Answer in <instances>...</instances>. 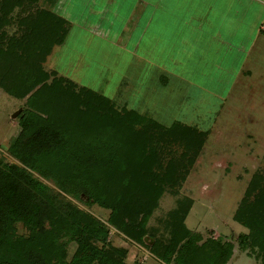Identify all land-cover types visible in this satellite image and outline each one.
<instances>
[{
    "label": "trees",
    "instance_id": "trees-1",
    "mask_svg": "<svg viewBox=\"0 0 264 264\" xmlns=\"http://www.w3.org/2000/svg\"><path fill=\"white\" fill-rule=\"evenodd\" d=\"M55 1L21 16V38L0 46V87L26 104L7 145L14 161L0 157V264H130L127 249L110 243L109 226L164 264H225L233 242L202 240L188 228L192 199L178 190L208 130L117 108L100 91L44 69L45 53L63 42L71 25L52 10ZM32 3L0 0V27L11 9ZM173 145L181 152L161 165ZM164 191L176 196L174 205L150 225ZM76 201L109 208L106 221ZM233 218L248 229L237 235L238 248L257 246L264 264V174L253 172ZM18 222L25 233L17 232Z\"/></svg>",
    "mask_w": 264,
    "mask_h": 264
},
{
    "label": "rangeland",
    "instance_id": "rangeland-1",
    "mask_svg": "<svg viewBox=\"0 0 264 264\" xmlns=\"http://www.w3.org/2000/svg\"><path fill=\"white\" fill-rule=\"evenodd\" d=\"M255 2L248 0V10L246 14L238 12L239 18L233 16V9L243 10L244 4L242 7L233 4L224 16L227 18L219 29L220 34L213 22L205 27L210 32L205 40L201 37L191 40L193 32L182 28L164 30L166 36L160 37L159 30L153 29V38L136 42L140 30L128 29L138 16L133 14L136 16L133 17L129 11L132 0H57L52 10L73 25L63 42L45 53L41 62L44 69H55L56 75L62 74L78 85L100 91L117 108L133 107L164 124L178 119L208 130L178 190L180 195L192 199L184 221L188 228L198 231L202 240L211 235L233 242L232 254L225 264H258L257 246L238 248L237 235L248 229L233 218L253 172L264 174V29L258 27L261 12ZM45 4V0H33L32 5L25 4L24 10L11 9L0 27V46L4 47L12 36L17 38L13 40L17 43L21 38H18L21 16ZM216 27L218 36L229 41L218 52L213 45L217 36L212 33ZM132 48L142 57L156 56L161 66L175 65L193 83L202 81V87L185 81L180 85L167 84L171 92H163L164 86L150 89L144 61L134 58ZM28 50L33 51L30 47ZM247 69L251 71L248 73ZM128 81L136 87L133 99L141 101L138 107L129 103ZM24 100L0 87V157L6 161H14L7 145L19 130V114L26 107ZM170 150L171 153L163 156L161 165L172 154H179L181 147L173 145ZM175 197L164 191L153 207L148 224H155L157 217L174 205ZM76 202L106 221L109 208ZM16 230L26 232L20 222L16 223ZM108 239L111 244L127 249L125 259L130 264H164L146 245L127 238L112 226ZM143 239L147 245L152 241L147 235ZM74 246L70 243L68 255Z\"/></svg>",
    "mask_w": 264,
    "mask_h": 264
},
{
    "label": "crops",
    "instance_id": "crops-1",
    "mask_svg": "<svg viewBox=\"0 0 264 264\" xmlns=\"http://www.w3.org/2000/svg\"><path fill=\"white\" fill-rule=\"evenodd\" d=\"M151 1L152 0H132V6L131 4H128V7H131L129 8L131 15H138L137 17L135 15L133 16L136 17L134 20L135 22L133 23V21H131L130 23H132V25L128 26V29L137 28L140 30L136 38V42L141 41V39L146 40L148 38H153V29L159 30L158 37H160L166 36V32L164 30H180L182 28L193 32L191 34V40L194 39L195 41L200 37L202 40H205V38H207L210 33L205 31V27L210 26L213 24V22H215V25L213 24V26L219 27V32L223 21L225 18H227H224V16H226L228 11L230 12L234 6L236 7L241 5L242 7V4H244L243 10L236 11L237 8H235V10L233 9L232 14L235 16V18L241 17L238 12H243L246 14V11L248 10V0H163V3H161V0H159V2L155 0L154 3ZM253 1H256L255 3L259 5L258 10L261 12L258 27L259 29H264V0ZM55 2H57V0ZM233 4L234 6H232ZM157 12H160L158 18L156 16ZM88 27L92 28L91 26ZM88 27H86L87 30L89 29ZM217 27L215 31L212 32L217 36V39H215V42H213V45L215 44L217 46L216 52L220 50L222 44L229 43L228 40H223L220 36H218ZM149 30L151 32H149ZM130 52L134 58L144 61L143 70L148 72L149 76L147 86L150 87V89L161 88V86H164L163 92H171L172 89L169 86L167 87V84L176 83L180 85V82L183 83L185 81L189 84H192V86L195 85L197 88L202 87V81L199 83H193L195 81L191 80V78H186L187 76L184 71L179 70L175 65L171 67H164L159 65L158 61L155 60L156 56L142 57L137 51H135L137 53V56H135V53H133L132 50H130ZM250 71V69L246 70L248 73ZM135 89V85H131V82L128 81L127 91L131 92V94L129 93V103L134 107H138L141 101L138 102L137 100L135 101L133 99ZM142 108L145 107L142 105ZM173 120L178 119H172V121ZM172 121H170L168 124H170Z\"/></svg>",
    "mask_w": 264,
    "mask_h": 264
},
{
    "label": "water",
    "instance_id": "water-1",
    "mask_svg": "<svg viewBox=\"0 0 264 264\" xmlns=\"http://www.w3.org/2000/svg\"><path fill=\"white\" fill-rule=\"evenodd\" d=\"M15 113H17V111ZM15 113H13V114H15Z\"/></svg>",
    "mask_w": 264,
    "mask_h": 264
}]
</instances>
